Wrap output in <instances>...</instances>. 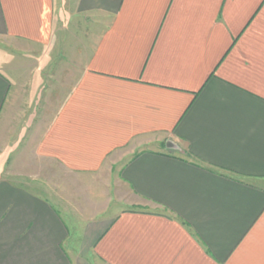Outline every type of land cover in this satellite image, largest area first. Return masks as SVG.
Here are the masks:
<instances>
[{"label": "crops", "instance_id": "1", "mask_svg": "<svg viewBox=\"0 0 264 264\" xmlns=\"http://www.w3.org/2000/svg\"><path fill=\"white\" fill-rule=\"evenodd\" d=\"M0 44V264H264V0H0Z\"/></svg>", "mask_w": 264, "mask_h": 264}, {"label": "rangeland", "instance_id": "2", "mask_svg": "<svg viewBox=\"0 0 264 264\" xmlns=\"http://www.w3.org/2000/svg\"><path fill=\"white\" fill-rule=\"evenodd\" d=\"M0 50L4 51L6 54H8V56H10L12 61H15V60L34 61V59H32L29 55L19 53L14 45L0 44ZM13 66L14 65L12 64V67ZM43 170H45V172L48 171L51 174V176L49 177L52 180L51 182H49V185H51V186L55 185V184L59 185L65 179L64 178L65 177L64 171L58 165H54V166L52 165L49 167H44ZM71 178H72V180L70 181V185H71L72 193L69 194L71 196V197H69V199L72 200V202L75 205L81 206V208L87 207L90 209V208L99 207V206L107 204V200L105 201L104 199L100 198L98 196V193H90L89 192V191H91L89 187L92 184L89 182H86L84 177L83 178L82 177L75 178L74 176H72ZM65 180L68 181L67 179H65ZM53 181H55L56 183ZM46 183L47 182H44V184H46ZM112 189H113V187H112ZM78 191H79V193H78ZM93 191H94V189H93ZM111 195L115 196L116 194L111 193ZM87 216L91 217L93 215H91L89 213V214H87Z\"/></svg>", "mask_w": 264, "mask_h": 264}]
</instances>
